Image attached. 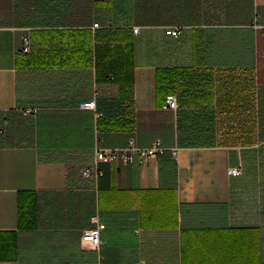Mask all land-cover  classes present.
Returning <instances> with one entry per match:
<instances>
[{
  "label": "crops",
  "instance_id": "crops-1",
  "mask_svg": "<svg viewBox=\"0 0 264 264\" xmlns=\"http://www.w3.org/2000/svg\"><path fill=\"white\" fill-rule=\"evenodd\" d=\"M43 1L0 0V264H264V0Z\"/></svg>",
  "mask_w": 264,
  "mask_h": 264
},
{
  "label": "built area",
  "instance_id": "built-area-1",
  "mask_svg": "<svg viewBox=\"0 0 264 264\" xmlns=\"http://www.w3.org/2000/svg\"><path fill=\"white\" fill-rule=\"evenodd\" d=\"M256 28H261L264 32V25H259L255 23ZM93 27L95 29L100 28L99 23H94ZM139 28L134 29V33H138ZM181 32L180 27H167L166 34L171 37H178ZM23 47L22 53L28 54L31 50V39L29 34H24L22 37ZM84 107L90 110H96L95 101H89L84 104ZM165 110H176L178 108V103L175 95L169 94L165 98L163 105ZM32 113L31 109L23 111L24 115ZM4 129H0V134ZM167 148L163 146L160 140H155L148 147L138 146L134 139L129 140L128 144L124 147H115V148H102L95 147L94 149V161L90 166H87L83 169L82 175L87 179H98L103 175V171L100 168L101 163H112L114 161H121L124 164L131 163H146L153 159H158L165 155ZM173 157H177L179 148L175 147L169 149ZM241 168H232L229 170V174L233 176L241 175ZM93 227L84 231L81 241L84 245L90 246L94 249H99L102 244L101 233L105 229V225L99 221L97 215L93 216L91 219Z\"/></svg>",
  "mask_w": 264,
  "mask_h": 264
},
{
  "label": "trees",
  "instance_id": "trees-1",
  "mask_svg": "<svg viewBox=\"0 0 264 264\" xmlns=\"http://www.w3.org/2000/svg\"><path fill=\"white\" fill-rule=\"evenodd\" d=\"M43 2H44V4H48V6H50V7H51L50 4L54 3L53 6L56 7V9H57L58 5H62V0H45ZM50 11L52 12V9H50ZM41 18H43V16ZM59 18H62V17H59L58 14L57 15H53L52 17H51V15H46V17H45L46 20H52V19L58 20ZM164 74H165V72H164ZM157 90H158L159 93H163L165 98H166L167 95L170 94V83L167 80L166 75L162 78V80L158 81ZM178 106H179V104H178ZM181 145L182 146H187L185 144H181Z\"/></svg>",
  "mask_w": 264,
  "mask_h": 264
},
{
  "label": "rangeland",
  "instance_id": "rangeland-1",
  "mask_svg": "<svg viewBox=\"0 0 264 264\" xmlns=\"http://www.w3.org/2000/svg\"><path fill=\"white\" fill-rule=\"evenodd\" d=\"M51 6H53L54 5V3H51L50 4ZM51 9H52V11L54 10V11H56L55 9H56V7H51ZM22 114V113H21ZM22 115H24V114H22ZM3 129H7L4 125H3V127H2Z\"/></svg>",
  "mask_w": 264,
  "mask_h": 264
}]
</instances>
